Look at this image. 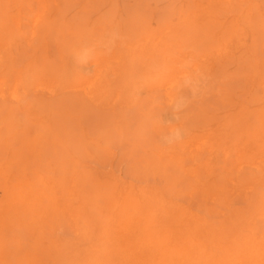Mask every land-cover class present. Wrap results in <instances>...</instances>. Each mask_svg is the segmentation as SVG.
Wrapping results in <instances>:
<instances>
[{
    "label": "rangeland",
    "instance_id": "obj_1",
    "mask_svg": "<svg viewBox=\"0 0 264 264\" xmlns=\"http://www.w3.org/2000/svg\"><path fill=\"white\" fill-rule=\"evenodd\" d=\"M229 2H239L243 8L251 2L261 4L259 10L264 11V0H0V22L8 18L13 20L11 17L17 14L18 7L28 11L24 13L23 10L24 15H20L18 19L19 30L15 28L16 21L0 27V65L9 69V78L36 70H39L40 75L51 77V80L41 82L37 90L33 88L26 95L24 91L27 88L17 87V97H25L24 100L28 101L33 99L35 93L48 96L50 92L53 94L49 95L55 97L64 93L71 96L79 87L85 89L89 86L90 94L101 101H95L96 104L93 102L95 105L88 104L91 108L65 105L66 107L54 109L56 111L53 112L51 109L35 106L15 112L10 132H18L17 135L28 132L31 137L35 132H51L42 138L39 151L31 155L32 157L29 155L31 163L27 169L31 175L37 169L36 172L41 176L50 175L49 177L55 179L61 176L66 180L63 191L56 186V190L51 192L57 198V205L61 207L59 218L51 223L56 230L53 231L54 235L76 244L87 240L95 242L99 235L98 215H105L109 219L106 215L113 209V201L105 199L106 193L118 195L124 189L136 194L152 186L163 191L166 197H178L177 200L184 205H191L204 213L197 197L190 198L183 193L191 174L180 169L175 162L176 157L183 160L185 168H197L195 166L205 161L212 165L218 176L228 171L224 168L231 167L229 174L235 179L253 177L250 168L260 160L259 157L264 161V152H259L252 158L239 157L238 151L244 149L248 153L253 149L254 142L246 141L243 134L237 143H233L236 132H229V124L221 122L227 118L224 117L225 113L229 114L241 105L253 108L261 104L256 98L264 92V85L257 78L253 81L250 72L263 68L264 20L258 19L255 12L250 25H245L241 20L237 24L240 33L238 29L234 31L237 25L229 21V18L236 10L224 9ZM41 15L42 18L51 16L50 19L57 21L43 37L40 23H35V19ZM237 32L239 34L234 35ZM179 33L186 36L187 40ZM158 46H161L160 49ZM136 49L138 50L135 51ZM140 51L144 54L137 55ZM241 54L245 59H238ZM125 58L133 59L132 66L137 63L134 72H126L128 69ZM141 58H145L143 60L156 70H164L169 66L165 86H147L149 81L142 75L143 69L138 64ZM74 67L81 73L83 80L77 85L67 84L63 92L61 85L72 81ZM124 73L127 74L126 77ZM99 74L101 75L98 76ZM93 77L98 79L97 82ZM171 83L172 88H169ZM2 89L7 97H11L12 89L9 86H3ZM171 94L176 97L172 106L167 103ZM9 120L6 113H0V125ZM17 138L16 145L22 148L24 141L22 142L21 136ZM202 149L205 151H201ZM72 164L78 169L76 184L69 176L74 167ZM64 168L67 169L64 171ZM83 173L96 176L93 175L89 181L80 185ZM202 174L205 179L212 180L214 177L211 174ZM79 186L83 189L80 190ZM230 187L229 185L228 188ZM87 193H91L90 198ZM179 193L182 196H177ZM243 205L239 199L233 200L234 207ZM80 227L87 229L86 239L80 234Z\"/></svg>",
    "mask_w": 264,
    "mask_h": 264
},
{
    "label": "bare ground",
    "instance_id": "obj_2",
    "mask_svg": "<svg viewBox=\"0 0 264 264\" xmlns=\"http://www.w3.org/2000/svg\"><path fill=\"white\" fill-rule=\"evenodd\" d=\"M252 2L245 8H243L239 2H235V4H230V2L225 4L224 9L229 11H231L232 9L236 10L233 14H231V18H229V21H232L237 25L239 24V21L243 20L246 23L245 25H250L252 14H254L255 12H257L258 19H260L261 21L264 20V11L262 12L259 10L261 4H252ZM18 9L19 10L16 14L18 15V17L16 15H13L11 17L13 18V20L10 21V19L8 18L5 21L0 22V27L3 24L10 25L12 22L16 21L15 28L19 30L20 21L18 19L20 15H24L23 10L24 13H28V11H26V9H22L21 7H18ZM244 11H247L246 14H244ZM42 14H44V12ZM50 17L46 16L45 18H42L41 15L35 19L36 22L34 21L35 23H40V30L43 31L42 37L44 36V34L51 30L52 24L57 22L52 18L50 19ZM214 19L217 20L216 18ZM238 28L239 27L237 25L233 30L236 31ZM238 32L240 33L239 29ZM238 32L234 35L239 34ZM184 33L185 31L183 32V34ZM250 34L251 31L249 35ZM179 35L181 34L179 33ZM186 35H188V32L186 33ZM183 38H186L187 40L186 36ZM242 43L244 44V42ZM157 45H159V43L156 44V46ZM137 50L138 49H136L135 51ZM145 50L147 51V49ZM140 52L137 53V55H141L143 53ZM158 54L160 55L159 52ZM154 55L155 54H153V56ZM159 55L158 57H160ZM129 57L130 56H128V58ZM166 57L164 58L167 59ZM97 58L99 59V57ZM72 59L76 63V58L74 56ZM143 59L141 58L138 64H140L141 69H143L142 75L146 80L149 81H147V86H163L164 83L167 82V68L169 66L164 70H162L161 68V70H156L155 68L151 67L150 63ZM158 59H156L157 62ZM238 59L243 60L245 58L243 54H241ZM126 61L127 63L125 65L128 69L126 70V72H134L135 65L137 63L132 66V63H134L133 59L130 58ZM136 62H138V60ZM73 69L75 73L72 81L63 83L61 85V90L63 92L68 86L67 84L77 85L78 83H80L79 81L83 80V78H81V73L77 71L78 69H76V67H74ZM137 70L139 71V69ZM97 72L100 73V71ZM114 72L116 73V71ZM8 73L9 69H6V66L0 65V113L4 112L8 115V117H10L9 121L5 122L3 125H0V264H264V161L261 160L262 157H259L260 160L253 164L252 169L250 168V172L253 174V177H245L242 179H235L231 174H229L231 167L224 168L228 171L225 174H221L218 176L215 172V169L211 167L212 165L210 166L205 161L202 164H198V166H200L199 169L198 166H195L197 168L191 169V167L189 166V168H185L183 160H181L179 157H174L175 162L180 167V169L183 170L184 173L188 172V174H191V179L189 181H186V189L183 191V193L185 195L187 194L190 198L191 196L197 197V200H199L197 202H199L203 206L204 213H200L199 210L194 209L193 207H191V205H184L179 200H177L178 197L172 195L166 197L163 191H159L160 189L157 190L152 186H149L148 190H144L136 194L130 190L124 189L119 191L118 195H113L111 194L112 192L106 193L105 199H111V201H113V209L109 212V214L106 215L109 217V219H106L105 215H98L99 217L97 220V229L99 230V235L97 236V240L95 242L87 240L76 244L69 239L54 235L55 232L53 233V231L56 230L53 229L51 223L59 218V215L61 213L59 209L61 207L59 208V206L57 205V198L55 195H52V193L56 186L63 191L65 188L66 180L61 176L57 179H55L54 177H49L50 175L41 176L38 174V172H36L38 171L37 169L36 171H34V175H31L32 173L29 174V171L27 169L28 165L31 163L29 155L33 156L35 152L39 151L42 146V138H45V136H47L46 134L49 135V133L51 132H35L34 136L32 137L29 136L28 132H21V134L19 135L21 136L22 142L24 141L23 147L21 148L20 146L16 145L15 141L18 139L17 137H20L19 135H17L18 132H10L11 127L14 124L13 119L15 117V112L17 110L25 111L35 106H41L49 110L51 109L53 110V112L56 111L54 109L61 108L65 105L69 107L78 105L82 109L84 108V106H89L91 108V105H95V101H99V99L96 100L97 98L94 95H91L92 93L89 92V86H86L87 88L85 87V89L79 87V89L77 90H75L74 87L73 89L75 90V94L71 96H67L64 93L55 97V95H49L51 93L50 89V93L48 92V96L43 95L42 93H35L32 97V100L28 99V101H25V97H17V87L23 86L24 88H27L24 91V94L26 95L29 90H33V88L36 89L37 86L41 84V82L44 81L45 83L48 82L49 79L51 80V77L40 75L39 70L29 73L26 72L24 74L19 73V76H16L14 78H9ZM96 75L95 77H98L101 74H99L98 76ZM250 75L253 77V81H255L254 78H257L259 79V82L263 83L264 85V64L262 69L256 68L252 72H250ZM126 76L127 74L124 77ZM95 77H93L92 79L96 80ZM117 79L119 81V77ZM94 80H92L93 83L95 82ZM118 81L116 80V82ZM172 83L170 84L171 86L169 88H172ZM6 85L7 87L9 86V88L12 89V91H10L11 97H7L4 94V90L2 89V87ZM44 87L42 88L44 89ZM43 89L42 91H44ZM256 100L261 102L259 106L250 108L245 105H241L240 103L241 106H239V108H236L235 111L229 114L225 113L226 115L224 117L227 116V118L226 120L221 122L223 124H229L231 128L229 132H236L233 143H237L243 134L246 137V141L251 140L254 142L253 149H251L248 153L244 149L239 150V157L245 156V158H252L255 156V154L264 152V92L262 93V95L260 94V96L257 97ZM175 101L176 97H173L172 95L170 96L167 103L171 104L172 106L175 104ZM41 107L40 109H42ZM40 109L39 111H41ZM33 117L35 118L36 116ZM30 133L32 134V132ZM231 135L233 136L234 134L231 133ZM227 139L231 140L230 137H227ZM218 150L219 149H217V151ZM201 151L205 150L202 149ZM74 153L75 152H73V154ZM242 158L244 159V157ZM23 161L24 163H22ZM70 161L74 162L73 159H71ZM61 164H63V162ZM65 169L67 168H64V171ZM86 172L88 173V171ZM202 172L206 173L207 175H213V179H205ZM93 175L96 176V174L83 173V180L82 178L79 179L82 180L80 185L82 184V182L85 183L87 180L89 181L93 177ZM69 176L72 177L74 183L78 180L77 176H79V174L78 169L75 165L74 167H72ZM95 181L96 180H94V182ZM229 185L231 186L230 188H228ZM84 186L82 185V187ZM86 186L88 185L86 184ZM95 188L96 187L94 184V190ZM82 189L83 188H81L80 190ZM49 190L50 193H47V191ZM86 195H88V193ZM89 195L88 198H90ZM177 196H182V194L179 193L177 194ZM235 199H239L241 202H243L244 205L234 207L233 200ZM44 201H46V203H44ZM85 208L87 207L85 206ZM75 221L76 220H74V223ZM77 229L79 230V228ZM80 234L84 239H86L87 229L80 227Z\"/></svg>",
    "mask_w": 264,
    "mask_h": 264
}]
</instances>
